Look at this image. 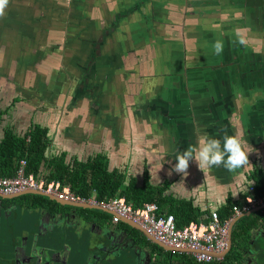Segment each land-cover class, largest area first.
<instances>
[{
  "label": "flooded vegetation",
  "instance_id": "flooded-vegetation-1",
  "mask_svg": "<svg viewBox=\"0 0 264 264\" xmlns=\"http://www.w3.org/2000/svg\"><path fill=\"white\" fill-rule=\"evenodd\" d=\"M240 38L246 43H239ZM216 40L224 45L220 55L213 51ZM0 79L6 81H0L6 98H13L9 106L36 98L45 101V106L36 105L39 111L56 114L69 87L72 98L83 106L80 119L102 114L105 119L114 115L128 120L117 136L112 128L93 120L107 141L131 145L132 138L125 134L134 131L137 112L145 113L144 129L155 130L153 140L159 141L160 128L148 120L144 104L161 92L186 102L182 95L187 90L193 96L198 88L219 90L227 85L228 108L239 112L244 101L255 105L252 94L264 98V0H9L0 18ZM143 82L148 89L145 98L140 97V88L134 92V83L142 86ZM257 104L264 105V99ZM45 196H0V264H204L191 253L152 246L140 231L121 221L106 235L97 234L100 221L110 227L115 224ZM19 210H26L23 221L7 224V219L19 218ZM93 210L113 218L109 212ZM260 210L241 216L228 252L205 263L264 264V211L255 215ZM26 219L39 228L17 235L16 228L23 227ZM4 222L9 233H3ZM57 227L56 240L47 243L60 252L52 260H38L47 244L37 242L40 247L31 250L32 236L35 239L39 232L51 236ZM71 231L80 233V250L91 241L94 248L102 242L105 252L96 259L102 261L76 260ZM17 247H25L27 255L17 253Z\"/></svg>",
  "mask_w": 264,
  "mask_h": 264
},
{
  "label": "crops",
  "instance_id": "crops-1",
  "mask_svg": "<svg viewBox=\"0 0 264 264\" xmlns=\"http://www.w3.org/2000/svg\"><path fill=\"white\" fill-rule=\"evenodd\" d=\"M119 58L118 52L117 59ZM0 81L6 82L4 79H0ZM0 89L2 92L0 94V110L7 111L13 98L10 100L6 98L8 94H5L6 88L2 85H0ZM71 98L72 96L68 87L66 94L63 95L61 100L62 104L60 105L62 107L56 111V114L53 113V110L49 109L38 110L36 105L41 104V106H45V101H35L36 98L32 100L22 99L0 118L2 120L0 124V140L4 137L5 130L8 128L13 129L16 135L23 136L29 132L30 127L34 125L33 123L41 124L40 127L47 130L51 139L50 147L47 150V155L50 158L64 155L68 161L72 157L85 161L98 153L107 154L111 169L117 168L123 170L126 173L125 175L129 177L137 176L139 178L137 183L140 185L143 183L149 184L148 182H150V184L159 188L156 195L158 200H161L165 204L161 207L159 206L160 211L162 209V213L164 214H172L167 212L170 209H177L182 202L194 203L195 207H198L200 210L214 208L218 212L217 209L225 205L226 200L230 197L233 200L238 198L245 200L246 196L244 194L248 191L250 185H254V180L247 178V175H242V177L241 175L233 176L230 179L226 177L222 178L220 175L221 179H219L215 176L217 175L216 171L211 172V169L208 168L200 169L198 166L192 164H190L188 174L186 175L176 172H172L169 175L170 168L176 162L174 159L175 154L170 150L172 148L171 142L162 141V139L159 141L153 140L156 137L148 135L150 128L144 129V124L147 123L142 120L145 117V113L137 112L136 122H133L137 124H135L136 126H134V131L131 134H125L124 132L127 139L132 138V140L129 139L132 144H127L125 147L119 143L114 145L110 140L107 141L103 138L100 132H98L97 127H95L97 124L93 122L95 120L102 123L103 120L101 118H103V115L98 114L99 116L102 115L100 118L97 115L91 119L87 117L80 119V115L84 116V113L80 112L83 106L80 104V100L71 103ZM68 105L73 106V108L68 107ZM103 124L106 127L112 128L115 136H117L120 125L128 124V120L110 115L106 117ZM134 132L138 133L133 135ZM118 138L120 137L118 136ZM140 142H142L141 145ZM142 145L146 148H143ZM41 169L44 170L43 173H45V170L47 171V167L42 166ZM45 205L51 207L49 204ZM91 214L99 220L104 219L105 221L106 219L110 221L112 219L108 214L98 212L97 210H91ZM255 215H259V213H255ZM36 226L31 219L28 224H23L21 228L23 232L28 233V231L34 230ZM47 226L50 227L51 225L48 224ZM37 228H39V225ZM41 230H44L42 226ZM145 238L152 246L157 245L146 236ZM32 239L34 243L33 236ZM44 239L45 241H43V238L42 240L37 238V242L41 241L40 244L44 243L50 246L51 244L47 242L55 241L50 236ZM93 242L91 241L88 247L83 246L82 249H93L95 247ZM71 245L72 255L74 256L80 251V247L72 241ZM177 253H181V255L187 254L185 252ZM195 261L200 263L198 260ZM202 263L206 264L205 262Z\"/></svg>",
  "mask_w": 264,
  "mask_h": 264
},
{
  "label": "water",
  "instance_id": "water-1",
  "mask_svg": "<svg viewBox=\"0 0 264 264\" xmlns=\"http://www.w3.org/2000/svg\"><path fill=\"white\" fill-rule=\"evenodd\" d=\"M83 75L87 76L86 73H84ZM70 77L72 78L73 74H70ZM134 86L135 94L137 93V89L140 88V97L145 98L148 89L144 85V82L142 86L140 83H134ZM196 91L197 93L193 96L190 90H187L183 93L182 96L186 99V102L177 101L175 95L161 92L156 98L152 99L151 101H147V103L144 104L147 106V111L149 113L148 120L154 121L160 128L157 131L160 134V138L162 139V141H170L172 146L170 150L176 155L178 152H182L183 150L187 149L190 145L198 146L199 141L205 136L222 139L225 133L229 135H238L245 143L246 151L250 152L248 165L238 169L235 172H229L223 167H213L208 169H211V172L216 171L217 175L215 176L219 179H221L220 175L222 178L226 177L230 179L233 176L250 175L252 173L256 174L257 172H261V170L263 169L262 166L264 165V105H258L257 103L262 102L264 98L261 99L256 93L252 94V98L255 97V105L251 104V102L244 101L239 112V109L238 111H236L235 108H228V98L225 97L226 92L228 91L227 85L222 86L219 90L215 89L212 86H208V89L206 90H203V88H198L196 89ZM97 92L98 89H91V93ZM208 92H210L211 94H208ZM219 93L224 96H217L216 94ZM191 96L194 99L193 105H191ZM74 101L76 100L73 98L70 99V102L73 103ZM101 119L103 120V122H105V118ZM149 130L150 132L148 133V135L150 137L157 136V133L153 132L155 130H152V128ZM165 143L167 144V142ZM190 164L197 165L194 161L190 162ZM29 193L46 195L50 199L57 201L59 204H62L64 206L68 205V207L72 206L79 208H92L109 212V214L113 216L112 220L110 221L112 224H115V226L110 227V224H108L107 222L100 221L99 227H101V231L97 234L106 235L107 230H115V228H117L118 226L117 221H121L131 226L132 229L140 231L149 240L153 241L155 244L163 247L164 249L170 250L172 252H193V250L191 249L176 248L164 244L132 220L125 218L112 210L103 208L95 204L70 202L39 190H26L16 194L0 196L2 198H12ZM261 208H264V206H260L255 210H260ZM241 216H238L230 226V247L232 244V230L235 226V223ZM77 224L80 225V223ZM47 236L46 233L39 232L38 235L36 234L34 239L35 242L33 243L31 250L40 247L37 245V238H46ZM50 238L56 240L53 238V235H51ZM22 248L23 249L17 247V253L18 251H20L24 255H27L26 248ZM228 250L229 248H227L222 254H217V256L220 257L225 255ZM56 252H60V250H58L53 245L42 246L41 254L37 255L38 260H52L54 253ZM104 252L105 250L103 247V243L97 241L96 248H88L85 250L81 249L76 254V260H86L87 262L91 260L102 261L96 259L98 257H101L102 253Z\"/></svg>",
  "mask_w": 264,
  "mask_h": 264
},
{
  "label": "trees",
  "instance_id": "trees-1",
  "mask_svg": "<svg viewBox=\"0 0 264 264\" xmlns=\"http://www.w3.org/2000/svg\"><path fill=\"white\" fill-rule=\"evenodd\" d=\"M13 106H9L7 111ZM7 111L0 110V118ZM1 121L0 119V124ZM50 144L51 139L48 132L45 128L40 127V124L32 125L29 132L23 136L16 135L13 129H6L4 137L0 140V175L6 177L16 175L20 160L25 159L28 174L44 175L47 182L59 180L63 186H69L80 197H94L97 200L125 197L135 208L142 207L146 202H156L160 207L165 205L161 200H158L156 195L157 190L159 191L158 187L150 182L140 185L137 183L139 180L137 176L129 177L123 170L111 169L107 154L98 153L85 161L75 157L68 161L64 155L50 158L47 155ZM42 166L47 167L45 173L41 169ZM256 174L252 173L246 177L254 180L252 186L256 195H264V173L257 172ZM249 193L248 190L244 195L247 196ZM226 201L225 205L217 209L222 219L230 216L233 206L242 204L244 199L233 200L230 197ZM193 204L182 202L177 209H170L167 213H172L177 225L184 227L191 221L205 220L212 211L216 210L214 208L200 210ZM263 211L264 208L256 213L260 215ZM160 212L163 210L161 209Z\"/></svg>",
  "mask_w": 264,
  "mask_h": 264
},
{
  "label": "built area",
  "instance_id": "built-area-1",
  "mask_svg": "<svg viewBox=\"0 0 264 264\" xmlns=\"http://www.w3.org/2000/svg\"><path fill=\"white\" fill-rule=\"evenodd\" d=\"M26 190H39L57 198L70 202L92 203L112 210L117 214L132 220L144 230L172 247L191 249L198 262H208L222 254L229 245V233L232 222L248 212L264 206V195H256L254 187H249V195L242 204H235L232 213L222 219L217 211L207 216L205 220L191 221L184 227H179L173 214L160 212L156 202H146L141 208H135L125 198L114 197L98 201L76 195L69 186H63L59 181L46 182L42 175L27 173V161L20 160L16 175L6 177L0 175V193L11 194Z\"/></svg>",
  "mask_w": 264,
  "mask_h": 264
},
{
  "label": "clouds",
  "instance_id": "clouds-1",
  "mask_svg": "<svg viewBox=\"0 0 264 264\" xmlns=\"http://www.w3.org/2000/svg\"><path fill=\"white\" fill-rule=\"evenodd\" d=\"M9 0H0V18L5 15ZM239 43L244 44L243 38ZM214 54L220 55L223 52V42L216 40L213 44ZM249 153L246 151V145L238 135H229L225 133L221 138L205 136L198 146H189L182 152L175 155V163L169 170L172 172L186 175L190 162L194 161L200 169L223 167L229 172H235L245 167L249 163Z\"/></svg>",
  "mask_w": 264,
  "mask_h": 264
},
{
  "label": "rangeland",
  "instance_id": "rangeland-1",
  "mask_svg": "<svg viewBox=\"0 0 264 264\" xmlns=\"http://www.w3.org/2000/svg\"><path fill=\"white\" fill-rule=\"evenodd\" d=\"M53 181H59V180H53ZM47 182V181H46ZM60 182V181H59ZM61 183V182H60ZM45 198H47L46 196H45ZM91 198H94V197H91ZM114 198V197H113ZM121 198H125V197H121ZM94 199H96V198H94ZM126 199V198H125ZM97 200V199H96ZM98 201H101V200H98ZM76 202H79V201H76ZM83 203H86V202H83ZM88 204H92V203H88ZM141 208V207H140ZM73 209H75L78 213H81V214H84V213H91V210H93L92 208H79V207H74ZM24 211H26V210H19V218L17 219L16 217H12V218H9V219H7V221H6V223L7 224H10V223H13V224H15V221H17V220H19V221H23V219H21L22 218V216H23V212ZM24 218V217H23ZM27 218V217H26ZM21 219V220H20ZM29 219H26V220H24V222H25V225L26 224H28L29 223ZM6 223L4 222V226H3V233H9V229H8V232H7V228L5 227V225H6ZM24 224V223H23ZM86 227H88V226H86ZM60 231V228L59 227H57L56 228V230H55V232L52 230V231H50V234H53V238L55 239L57 236H56V232H59ZM16 232H17V235H22V234H25V232H23L22 231V228H19V227H17L16 228ZM75 234V235H74ZM74 234H73V232L71 231V233H70V240L73 242V243H75V244H77V245H79V241H81L82 239L80 238V233L78 234L76 231H74ZM43 241H45V239L43 238ZM83 242V241H82ZM86 247H88V243L86 244ZM55 254V253H54Z\"/></svg>",
  "mask_w": 264,
  "mask_h": 264
}]
</instances>
